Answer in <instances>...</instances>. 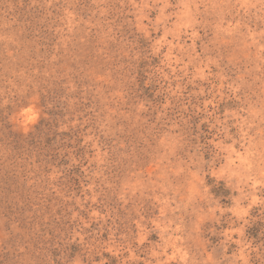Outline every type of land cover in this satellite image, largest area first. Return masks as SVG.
I'll return each mask as SVG.
<instances>
[{
	"label": "rangeland",
	"instance_id": "374dc122",
	"mask_svg": "<svg viewBox=\"0 0 264 264\" xmlns=\"http://www.w3.org/2000/svg\"><path fill=\"white\" fill-rule=\"evenodd\" d=\"M0 264H264V0H0Z\"/></svg>",
	"mask_w": 264,
	"mask_h": 264
}]
</instances>
